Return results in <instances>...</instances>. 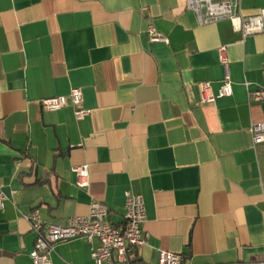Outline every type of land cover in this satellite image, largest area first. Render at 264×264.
Wrapping results in <instances>:
<instances>
[{"label": "crops", "instance_id": "obj_1", "mask_svg": "<svg viewBox=\"0 0 264 264\" xmlns=\"http://www.w3.org/2000/svg\"><path fill=\"white\" fill-rule=\"evenodd\" d=\"M240 39L229 19L200 24L186 0H0V264H32L24 215L65 224L99 201L121 225L128 190L146 205L134 264H158L161 250L186 264H264V143L249 132L264 101L248 96L264 34ZM222 47L233 95L205 103L199 84L218 94L226 74ZM73 88L83 120L70 104L42 108ZM86 164L82 190L72 168ZM90 251L84 238L61 243L52 264H95Z\"/></svg>", "mask_w": 264, "mask_h": 264}, {"label": "built area", "instance_id": "obj_2", "mask_svg": "<svg viewBox=\"0 0 264 264\" xmlns=\"http://www.w3.org/2000/svg\"><path fill=\"white\" fill-rule=\"evenodd\" d=\"M187 7L192 10L200 24H209L222 19H229L236 32L241 34L240 42L247 37L264 34V8L258 13L245 15L242 13L240 0H186ZM152 42H165L168 39L158 34L154 27L148 30ZM220 61L225 69V77L220 85L218 94L212 92L209 83L199 84L202 101L214 102L219 97L233 95V83L228 73L226 48H220ZM249 83L245 82V86ZM250 101H264V67L262 81L255 90H248ZM70 104L75 118L80 121L89 115L84 107L83 91L73 88L68 95L54 96L41 100L44 110L55 112ZM254 145L264 143V122L252 124L249 128ZM76 175V185L82 190L90 186L89 166L80 165L72 168ZM7 196L0 186V210L5 208ZM32 224L36 240L29 257L32 264H52L51 256L56 247L64 242L84 238L91 246V258L95 264H134L133 258L138 257L140 248L146 243L147 235L143 230L146 221V205L142 196L131 191L125 192L123 223L114 224L110 219V209L104 203H91L89 213L84 216H72L65 224L48 223L36 215H24ZM158 264H186L182 254L167 250L159 252Z\"/></svg>", "mask_w": 264, "mask_h": 264}, {"label": "trees", "instance_id": "obj_3", "mask_svg": "<svg viewBox=\"0 0 264 264\" xmlns=\"http://www.w3.org/2000/svg\"><path fill=\"white\" fill-rule=\"evenodd\" d=\"M38 183H40V181ZM133 262L136 263V261H133Z\"/></svg>", "mask_w": 264, "mask_h": 264}]
</instances>
